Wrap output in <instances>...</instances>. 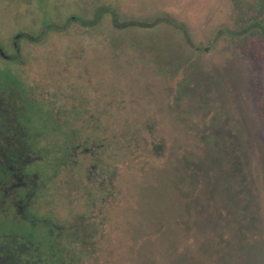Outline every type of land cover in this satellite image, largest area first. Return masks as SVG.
<instances>
[{"label": "rangeland", "instance_id": "rangeland-1", "mask_svg": "<svg viewBox=\"0 0 264 264\" xmlns=\"http://www.w3.org/2000/svg\"><path fill=\"white\" fill-rule=\"evenodd\" d=\"M253 2L0 0V37L23 34L25 65L11 69L63 120L39 140L52 153L35 210L90 230L80 264H264V40L243 32Z\"/></svg>", "mask_w": 264, "mask_h": 264}, {"label": "flooded vegetation", "instance_id": "flooded-vegetation-1", "mask_svg": "<svg viewBox=\"0 0 264 264\" xmlns=\"http://www.w3.org/2000/svg\"><path fill=\"white\" fill-rule=\"evenodd\" d=\"M22 35L17 34L11 46L0 37V264H56L55 221L35 210L44 187L40 171L52 153L40 148L39 140L52 129L39 128L44 109L36 89L26 85L23 73L11 69L13 62L25 65ZM8 47L16 53H8ZM28 221L42 227L39 240L21 232L20 224Z\"/></svg>", "mask_w": 264, "mask_h": 264}, {"label": "trees", "instance_id": "trees-1", "mask_svg": "<svg viewBox=\"0 0 264 264\" xmlns=\"http://www.w3.org/2000/svg\"><path fill=\"white\" fill-rule=\"evenodd\" d=\"M250 14H252L253 19L250 17L246 18V27L243 30V32L247 33V35L251 36H259L264 40V28H258L257 26V19L264 14V0H254L252 4H250ZM106 9L101 7L99 8V14L103 16L105 14ZM97 14L99 17L100 15ZM101 16V17H102ZM251 19V20H250ZM255 19V20H254ZM90 24H93V21L89 22ZM130 25L132 23H127L124 25ZM242 32V33H243ZM56 115V116H55ZM52 114L51 111H47L45 113L41 112L40 117L42 118L43 122L46 126V128L51 127L48 130H51L52 127H54L55 131H60L62 128V121L57 114ZM64 161V160H63ZM81 229L72 228L71 233L68 230V228L64 226L56 227L55 223V231H57L58 235H65L68 236L70 240V246L62 245L59 243H56V264H80V261L85 256V240L84 237H89L87 231V227L82 225V223L79 225ZM78 228V227H77ZM80 230L82 232H80ZM85 232V233H84ZM87 235V236H86ZM59 236V237H60ZM64 236V238H65ZM58 238V237H57ZM80 244V246L78 245ZM83 255V257H82Z\"/></svg>", "mask_w": 264, "mask_h": 264}]
</instances>
